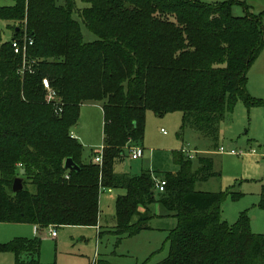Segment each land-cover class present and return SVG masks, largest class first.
I'll use <instances>...</instances> for the list:
<instances>
[{"label":"trees","instance_id":"16d2710c","mask_svg":"<svg viewBox=\"0 0 264 264\" xmlns=\"http://www.w3.org/2000/svg\"><path fill=\"white\" fill-rule=\"evenodd\" d=\"M80 1L85 6L15 0L0 7L11 41L24 34L32 41L25 59L33 62L32 72L20 75L21 54L11 41L0 44V222L39 229L96 226L100 191L120 188L118 240L150 228L155 203L176 219L166 237L168 254L156 264H264V234L251 232L247 214L232 225L220 215L225 196L238 195L196 189L218 175L212 158L200 157L194 167L176 151L178 170L163 173L162 192L149 170L133 176L115 171L127 147L142 142L146 111L180 112L181 130L215 144L220 123L239 101L264 104L246 89L248 70L264 51V11L253 15L236 0ZM234 5H242L245 15H233ZM81 26L96 39L86 41ZM43 78L63 104L60 113L45 102ZM84 103L102 110L101 164L93 162V152L82 162L81 145L70 134ZM67 158L80 169H65ZM17 177L23 189L14 193ZM259 197L264 209V185ZM40 245L39 238L17 237L0 244V252L43 264Z\"/></svg>","mask_w":264,"mask_h":264},{"label":"rangeland","instance_id":"374dc122","mask_svg":"<svg viewBox=\"0 0 264 264\" xmlns=\"http://www.w3.org/2000/svg\"><path fill=\"white\" fill-rule=\"evenodd\" d=\"M207 3L228 0H203ZM247 5L251 14L258 15L264 11V0H236ZM15 0H0L1 6H10ZM78 7L85 6L76 0ZM232 13L244 16L242 5H234ZM264 21V18H263ZM82 27L86 41L95 40L92 32ZM12 30L9 22L0 20V44L11 41ZM264 51L260 58L264 57ZM258 56V57H259ZM253 65V64H252ZM252 66L248 70V83L252 81ZM264 92V91H263ZM261 99L264 101V93ZM103 114L96 103H84L79 110L77 124L71 128L70 134L81 145V160L88 162L91 152L103 151ZM165 131V134L161 132ZM194 147L198 152L193 158V166L200 157H210L217 176L206 182L196 183V189L207 192L231 191L238 196L227 194L220 203V215L227 224H234L240 213H246L249 218V228L252 233L264 234V209L259 207L260 191L264 185V104L247 106L239 101L233 110L220 123L218 139L214 144L208 138H201L194 130H181L180 112H171L156 116L152 111L145 114L144 138L139 146L144 149V155L138 160L127 157L115 170L117 173L140 174L145 168H153L155 174L172 172L178 169L174 161V153L182 148ZM224 149L225 153L218 152ZM234 150L235 154H231ZM96 155V154H94ZM20 166V165H19ZM31 186L29 190H31ZM107 188L100 191L99 212L102 226L101 238L95 239V229L91 226H64L55 228L57 241L40 235L41 245L38 261L43 264H156L168 254L166 241L167 230L176 225L174 217H165L163 208L155 203L151 209L155 216L149 225L154 230H145L133 237L115 235V200L122 189ZM31 226L0 222V244L17 237L28 238ZM159 228L158 230H156ZM173 228V227H172ZM161 229V230H160ZM51 230H48V234ZM46 233V232H43ZM26 256L20 260L9 252H0V264H26ZM229 264V263H228Z\"/></svg>","mask_w":264,"mask_h":264},{"label":"built area","instance_id":"2783aa9c","mask_svg":"<svg viewBox=\"0 0 264 264\" xmlns=\"http://www.w3.org/2000/svg\"><path fill=\"white\" fill-rule=\"evenodd\" d=\"M32 41L28 39L27 35L24 34L19 39H13L11 41V46L13 48L14 53L21 54L22 56V64L18 70L20 75H25L26 72L31 73L32 72V65L33 62H28L26 57V49L27 45H31ZM42 86L46 91L45 94V102L47 104H50L54 108V112L60 113L62 111V102L57 100V94L56 92L50 87L49 81L46 78L42 79ZM128 155L131 159H138L142 157L143 155V149L140 146L130 145L127 147ZM222 152L223 149H220ZM181 152L187 156L188 158H193L194 151L192 149H189L187 146L182 148ZM231 153H235V151H231ZM96 155L93 158L94 163H102V149L100 151H97L95 153ZM166 181L164 178H156L154 179V188L157 192H162L165 188ZM50 235L51 237H56L57 233L55 229L50 228Z\"/></svg>","mask_w":264,"mask_h":264},{"label":"crops","instance_id":"0c3cea01","mask_svg":"<svg viewBox=\"0 0 264 264\" xmlns=\"http://www.w3.org/2000/svg\"><path fill=\"white\" fill-rule=\"evenodd\" d=\"M263 55V54H262ZM264 56V55H263ZM261 56H259V57H257L256 58V60L253 62V65H251L252 66V79H251V83L249 84L248 83V80H247V83H246V89H247V92L249 93V95L252 97V98H255V99H260V100H262L261 99V95H259L260 93H262L263 91H264V57H262V58H260ZM247 76H248V73H247ZM248 78V77H247ZM259 93V94H258ZM264 93V92H263ZM100 107V106H99ZM101 108V107H100ZM102 111V110H101ZM192 130V129H191ZM161 132L163 133V134H165V131H163V129H161ZM200 136V135H199ZM202 138V137H201ZM217 142V141H216ZM216 144V143H215ZM136 146V145H135ZM137 146H139V145H137ZM187 147L189 148V149H191L188 145H187ZM143 149V148H142ZM220 149H222V148H219L218 149V152H220V153H225L224 151V149H223V151L221 152L220 151ZM193 151H194V154H193V158L195 157V154H197L198 152L196 151V148L194 147L193 149H192ZM127 151V150H126ZM231 151H234V150H230V153H231ZM128 152V151H127ZM231 154H235V153H231ZM143 155H144V149H143ZM143 155H142V157H143ZM94 156L95 155H93V157H92V160H93V158H94ZM127 157H129V155L127 154L126 155ZM125 156V157H126ZM142 157H140V158H142ZM130 158V157H129ZM193 158H191V159H193ZM139 159V158H138ZM138 159H132V160H138ZM123 160H124V158H123ZM122 160V161H123ZM122 161H120V162H122ZM120 162H118L117 164H116V166L120 163ZM115 166V167H116ZM153 169V168H152ZM151 168H147V167H145L142 171H144V170H149V171H151L152 172V179H153V182H154V179H156V178H163V174L162 175H158V174H155V172H154V170H152ZM178 170V169H177ZM177 170H175V171H172L171 173H176L177 172ZM116 171V170H115ZM141 171V172H142ZM140 172V173H141ZM119 174H122V173H119ZM129 175H131V176H133V175H135V174H130V173H128ZM138 175V174H137ZM105 189V188H104ZM104 189H102V190H104ZM107 192L108 193H111V190L110 189H107ZM121 194H119L118 196H120V195H123L124 193H125V191L122 189V191L120 192ZM117 196V197H118ZM117 199V198H116ZM116 201V200H115ZM152 208V207H151ZM152 212H153V210H152ZM164 215H162V216H165V217H173V216H171V215H169V214H167L166 212H164L163 213ZM155 216V213H153V217ZM223 219V218H222ZM136 220V217L133 219V222ZM152 220V219H151ZM151 220L149 221V223L151 222ZM226 222V221H225ZM149 223H148V226L150 227V228H148V229H146V230H154V228H152L150 225H149ZM14 224H24V223H14ZM28 225H30L31 226V230H30V228L28 229V239H31V238H38V236L40 235V237L43 239L44 237L42 236V235H44V236H47V237H50V238H52V239H55L56 241H57V238H58V234L56 235V237H51V235H50V232H49V234H48V230L50 229V228H52V229H55L56 227H49V228H43V229H39V228H37L36 226H34V225H31V224H28ZM91 227H93L94 229H95V239H96V241H99V239L101 238V233H102V226H101V224H100V214H99V218H98V222H97V225L96 226H91ZM109 227H111V228H114L115 227V225L113 226H109ZM173 228L175 227V226H172ZM169 228V229H167V228H163L162 230H167L168 232L171 230V229H173V228ZM159 228H157L156 230H158ZM161 230V229H160ZM143 231H145V230H143ZM43 232H46V233H43ZM142 232V231H141ZM140 232V233H141ZM139 233V234H140ZM168 234V233H167ZM138 235V234H137ZM23 238V237H22ZM40 239V238H39ZM28 259V256H26V260Z\"/></svg>","mask_w":264,"mask_h":264},{"label":"water","instance_id":"95a60500","mask_svg":"<svg viewBox=\"0 0 264 264\" xmlns=\"http://www.w3.org/2000/svg\"><path fill=\"white\" fill-rule=\"evenodd\" d=\"M64 168L67 170H75V171H78L80 169L79 166L76 165L71 158H67L64 161ZM22 189H23V179L19 177L15 178L12 185V191L14 193H17Z\"/></svg>","mask_w":264,"mask_h":264}]
</instances>
